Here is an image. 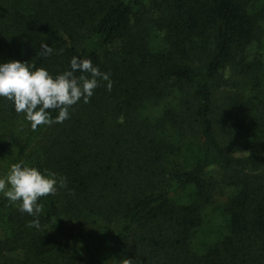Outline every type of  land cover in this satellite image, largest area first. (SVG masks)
<instances>
[{
  "label": "trees",
  "instance_id": "16d2710c",
  "mask_svg": "<svg viewBox=\"0 0 264 264\" xmlns=\"http://www.w3.org/2000/svg\"><path fill=\"white\" fill-rule=\"evenodd\" d=\"M73 56L112 89L64 122L0 97V176L67 181L39 229L0 193V264H264V0H0V63Z\"/></svg>",
  "mask_w": 264,
  "mask_h": 264
},
{
  "label": "clouds",
  "instance_id": "9594fccd",
  "mask_svg": "<svg viewBox=\"0 0 264 264\" xmlns=\"http://www.w3.org/2000/svg\"><path fill=\"white\" fill-rule=\"evenodd\" d=\"M41 56L53 54L47 43H40ZM80 73V75H76ZM104 81L108 91L112 89L110 73L101 72L90 59L73 56L70 67L55 76L44 67L29 62L10 60L0 63V97L11 100L15 111L23 113L35 131L38 126H50L69 119L70 108L80 102L88 103L94 89ZM50 110H57L52 116ZM66 178L58 177L48 169L40 170L23 161L10 166L0 176V193L11 202L19 201V211L34 217L29 227L39 229L42 205L39 198L55 195L60 187H66ZM126 264H132L127 261Z\"/></svg>",
  "mask_w": 264,
  "mask_h": 264
},
{
  "label": "rangeland",
  "instance_id": "374dc122",
  "mask_svg": "<svg viewBox=\"0 0 264 264\" xmlns=\"http://www.w3.org/2000/svg\"><path fill=\"white\" fill-rule=\"evenodd\" d=\"M176 99H177L176 97H173L171 99H168L167 101H164L159 106L150 107L149 110L147 111V115L151 118L160 116L166 106L174 105L176 103Z\"/></svg>",
  "mask_w": 264,
  "mask_h": 264
}]
</instances>
